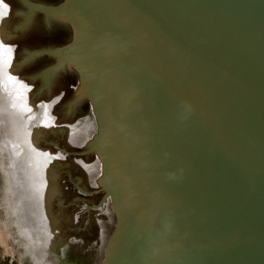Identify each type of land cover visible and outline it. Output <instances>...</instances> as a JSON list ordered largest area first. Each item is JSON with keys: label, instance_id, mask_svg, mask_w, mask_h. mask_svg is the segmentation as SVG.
Returning a JSON list of instances; mask_svg holds the SVG:
<instances>
[{"label": "water", "instance_id": "95a60500", "mask_svg": "<svg viewBox=\"0 0 264 264\" xmlns=\"http://www.w3.org/2000/svg\"><path fill=\"white\" fill-rule=\"evenodd\" d=\"M0 151L30 264H264V0H0Z\"/></svg>", "mask_w": 264, "mask_h": 264}, {"label": "rangeland", "instance_id": "374dc122", "mask_svg": "<svg viewBox=\"0 0 264 264\" xmlns=\"http://www.w3.org/2000/svg\"><path fill=\"white\" fill-rule=\"evenodd\" d=\"M0 264H30L5 162L0 151Z\"/></svg>", "mask_w": 264, "mask_h": 264}]
</instances>
